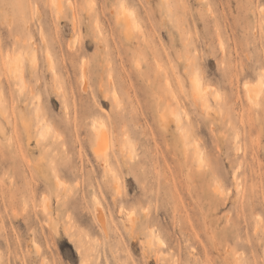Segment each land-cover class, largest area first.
<instances>
[{
  "label": "rangeland",
  "instance_id": "1",
  "mask_svg": "<svg viewBox=\"0 0 264 264\" xmlns=\"http://www.w3.org/2000/svg\"><path fill=\"white\" fill-rule=\"evenodd\" d=\"M0 264H264V0H0Z\"/></svg>",
  "mask_w": 264,
  "mask_h": 264
},
{
  "label": "bare ground",
  "instance_id": "2",
  "mask_svg": "<svg viewBox=\"0 0 264 264\" xmlns=\"http://www.w3.org/2000/svg\"><path fill=\"white\" fill-rule=\"evenodd\" d=\"M124 4V3H123ZM57 5V4H56ZM57 7H59V6H57ZM121 8H123V7H121ZM125 9V8H124ZM123 9V10H124ZM120 19L123 21V23L125 24V25H127V23H129V21L127 22V17H126V15H125V12L123 11V12H121V14H120ZM10 64H11V67L14 69V70H18V62H17V60H15V59H12L11 61H10ZM263 73V72H262ZM195 75H196V73H195ZM21 76V75H20ZM194 76V75H193ZM196 77V76H195ZM198 78V77H197ZM192 79H193V77H192ZM192 83V88H193V98L195 99V100H200L201 101V104H202V98L204 97L203 95H204V92H205V90H204V88L201 86V82L198 80V79H196V78H194L193 79V81L191 82ZM257 85V84H256ZM245 87V86H244ZM259 87V86H258ZM251 88V87H250ZM250 88H247V91H248V93L249 92H251L252 93V91L250 90ZM252 89V88H251ZM253 90V89H252ZM246 91V90H245ZM256 91V90H255ZM254 92V91H253ZM250 94V93H249ZM253 95V94H252ZM251 97V95L249 96L248 95V98H250ZM206 100H204V102H205ZM252 101V100H251ZM206 103V102H205ZM207 104V103H206ZM203 106H205V104H202ZM202 106V107H203ZM206 107V106H205ZM175 115V118H174V122H176V123H178L179 122V119L177 118V116H176V114H174ZM190 120V119H189ZM95 123V125H97V123L96 122H94ZM93 124V123H92ZM93 126V125H92ZM91 126V129H93L92 130V132H93V134H94V136H95V141H96V148L94 149V152L97 154V155H100L101 154V156L103 157V156H105V149H107L108 147H107V137H108V132L106 131V129L104 128V126H103V123H98V127H96V126H93L92 127ZM192 126V125H191ZM107 147V148H106ZM201 155V154H200ZM104 158V157H103ZM106 158V157H105ZM104 158V159H105ZM199 158V157H198ZM202 157H200V159H201ZM202 160V159H201ZM201 160H200V162H201ZM199 161V160H198ZM105 163H106V160H105ZM108 163V162H107ZM106 163V164H107ZM105 164V165H106ZM104 165V164H103ZM108 166V165H107ZM103 168H104V166H103ZM108 168V167H107ZM106 168V169H107ZM109 169V168H108ZM108 172H111L110 171V169H109V171ZM235 175V174H234ZM60 184V183H59ZM160 239V238H159ZM163 242V241H162Z\"/></svg>",
  "mask_w": 264,
  "mask_h": 264
}]
</instances>
